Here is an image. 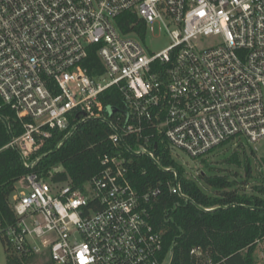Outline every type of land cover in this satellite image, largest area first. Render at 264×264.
<instances>
[{
	"label": "built area",
	"instance_id": "1",
	"mask_svg": "<svg viewBox=\"0 0 264 264\" xmlns=\"http://www.w3.org/2000/svg\"><path fill=\"white\" fill-rule=\"evenodd\" d=\"M129 13L136 20L124 32L118 20ZM155 24L170 39L159 51L145 44ZM92 46L102 71L84 65ZM113 86L121 106L99 99ZM0 99L21 122L9 145L23 158L53 131L64 140L94 118L109 123L114 144L133 135L139 149L124 147L157 161L155 140L195 160L229 139L258 142L264 0H0ZM126 172L119 155L104 154L82 187L28 174L0 236L59 264H169L172 248L163 254L143 205L160 189L139 194ZM169 188L183 194L178 182Z\"/></svg>",
	"mask_w": 264,
	"mask_h": 264
},
{
	"label": "trees",
	"instance_id": "2",
	"mask_svg": "<svg viewBox=\"0 0 264 264\" xmlns=\"http://www.w3.org/2000/svg\"><path fill=\"white\" fill-rule=\"evenodd\" d=\"M134 20L136 16L129 13L118 20V25L127 32L132 29L129 22ZM84 65L103 70L97 46H92ZM99 99L105 106H121L122 96L113 86L102 92ZM0 115L7 120L12 135L21 133V122L9 107L2 104L1 99ZM112 133L108 122L99 118L89 119L79 123L64 140L65 132L53 131L37 150L23 158L19 149L9 145L11 136L0 118V226L15 221L12 196L17 183H24L28 174H45L52 181L82 187L100 171L104 154H116L122 158L127 178L137 193L143 194L157 187L160 189L157 196H150L143 205L150 222L161 232L163 254L172 248L169 264H257L255 247L264 240V184L254 185L252 191L239 186L252 177L250 157L243 150L240 157L238 152L239 148L250 146L249 143L229 139L201 158L207 170H201L197 177L210 189L207 191L176 163L170 150L158 140H155L156 145L153 142L149 144V150L164 168L175 169L177 177L172 171L158 168L149 155L129 152L124 144L133 150L140 147L133 135L123 134L124 141L114 144ZM233 144L235 150L224 161L242 166L244 180L237 179V172L230 177L228 174H217L213 167H208L210 154ZM252 153H255L254 150ZM33 160L35 163L30 168L23 165V161L29 163ZM261 163L264 165V157ZM177 182L184 195L203 208L212 210H202L180 194L172 193L169 186ZM0 238L6 246L7 264H34L37 256L44 259L42 264H59L47 253H18L4 236Z\"/></svg>",
	"mask_w": 264,
	"mask_h": 264
},
{
	"label": "rangeland",
	"instance_id": "3",
	"mask_svg": "<svg viewBox=\"0 0 264 264\" xmlns=\"http://www.w3.org/2000/svg\"><path fill=\"white\" fill-rule=\"evenodd\" d=\"M170 43V39L167 33L163 29H159L158 25H154V30L148 32L145 37V44L146 46L153 50L159 51ZM235 145L233 144L229 148H220L216 150L213 154H210L207 158L208 167L211 166L214 168L215 173L217 174H228L230 177H233L235 172L239 174L237 179L244 180L243 176V167L238 166L235 164L228 163L225 160L231 151L234 149ZM243 153H246L250 157L251 162V173L252 177L245 181V184L240 185V188L246 191H252V188L256 184H264V165L261 163L262 157H264V139L254 142L250 144V146H244V149L239 148L238 152L240 157ZM254 150L255 153H252ZM173 159L176 161L177 164H180L189 175H191L201 187L205 190L210 191L207 186H205L197 177L198 173L207 167L204 163H201V159H192L186 152L181 150H173L171 152ZM243 182V181H241ZM27 191L26 186H24L22 181L17 183L16 192L12 196V200L16 197L17 194H22ZM255 257L257 258V264H264V240L259 242L255 247L254 252ZM41 256H37L36 261L34 264H42L44 259ZM0 264H7V250L6 246L3 244L0 238Z\"/></svg>",
	"mask_w": 264,
	"mask_h": 264
},
{
	"label": "water",
	"instance_id": "4",
	"mask_svg": "<svg viewBox=\"0 0 264 264\" xmlns=\"http://www.w3.org/2000/svg\"><path fill=\"white\" fill-rule=\"evenodd\" d=\"M0 118L3 120V122L5 123V126H6V128H7V131H8V133L10 134V136H12V134H11V130H10V128H9V124H8V122H7V120L2 116V115H0ZM59 147V144L56 146V148H58ZM55 148V149H56ZM54 149V150H55ZM131 153H133V154H136V155H138V154H141L140 152H133L132 150H130V149H128ZM153 161H154V163L156 164V166L158 167V168H160V169H162V170H165V171H172V172H174V173H176V171H175V169H173V168H171V169H167V168H164L162 165H161V163L159 162V161H157V160H154L153 159ZM26 168H30V166L28 165V166H25ZM181 196L187 201V202H191L192 204H194L196 207H198V208H200V209H202V210H206V211H209V210H212V209H205V208H203L202 206H200L199 204H197L193 199H191L189 196H186V195H183V194H181ZM214 209V208H213Z\"/></svg>",
	"mask_w": 264,
	"mask_h": 264
},
{
	"label": "crops",
	"instance_id": "5",
	"mask_svg": "<svg viewBox=\"0 0 264 264\" xmlns=\"http://www.w3.org/2000/svg\"><path fill=\"white\" fill-rule=\"evenodd\" d=\"M23 184H24V186H25L26 183L24 182Z\"/></svg>",
	"mask_w": 264,
	"mask_h": 264
}]
</instances>
